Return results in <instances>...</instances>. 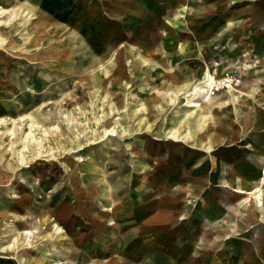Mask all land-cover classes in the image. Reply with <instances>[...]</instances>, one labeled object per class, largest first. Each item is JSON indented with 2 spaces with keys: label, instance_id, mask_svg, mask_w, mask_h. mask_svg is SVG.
Masks as SVG:
<instances>
[{
  "label": "rangeland",
  "instance_id": "rangeland-1",
  "mask_svg": "<svg viewBox=\"0 0 264 264\" xmlns=\"http://www.w3.org/2000/svg\"><path fill=\"white\" fill-rule=\"evenodd\" d=\"M0 8V155L10 147L3 132L14 129L16 144L29 114L38 124L37 140L47 131L45 156L30 161L37 150L30 144L25 166L0 158V198L17 214H0V264H239V256L229 258L240 248L249 254L247 264H264V210L234 191L246 182L239 167L259 170L253 183L264 169L254 155L264 153L254 141L264 133V0H0ZM232 29L236 33L222 43L206 44L215 54L209 61L214 82L229 81L209 99L223 124L208 121L191 140L196 148L147 132L160 126L165 133L198 110L184 104L191 88L204 83L203 63L165 55L173 49L170 37L183 34L188 41L208 32L212 38ZM167 60L170 73L189 83L188 92L169 93L159 66ZM158 90L173 103L162 101L159 114L149 115L145 105L153 108ZM243 95L252 108L249 120L233 114ZM62 114L74 122L67 124ZM108 129L117 135L101 139ZM215 135L220 142L210 141ZM77 144L83 150L62 151ZM206 144L226 148L228 161L244 154L218 174L226 180L233 174L231 184L210 181L216 172L207 165ZM182 156L193 163H175ZM217 217L233 220L240 231L217 237L208 228ZM16 237L13 251H1Z\"/></svg>",
  "mask_w": 264,
  "mask_h": 264
},
{
  "label": "bare ground",
  "instance_id": "bare-ground-1",
  "mask_svg": "<svg viewBox=\"0 0 264 264\" xmlns=\"http://www.w3.org/2000/svg\"><path fill=\"white\" fill-rule=\"evenodd\" d=\"M236 6H238V5H236ZM1 10L2 9L0 8V11ZM203 35H204V33H201V34L198 33V36H203ZM195 39L197 40V38H195ZM171 40H173V39L171 38L169 40L172 43ZM178 41H179L178 44L180 46L177 47L176 50L173 48L174 50L169 53L171 55L170 57L172 59L173 58H181L183 56H188V55H193L192 53H194V52H196L199 55V57H200V55H201V52L199 51L200 48L198 49L197 46H193L192 47L191 45L188 46L186 44L185 45H182L181 42H180L181 40H178ZM153 53H155V52H151L149 56H151ZM202 55H204V53H202ZM204 63L208 64L207 61H204ZM151 66H152V68L155 67L154 65H151ZM161 74L164 75V76L165 75H169L167 69L163 70V72H161ZM180 76L181 75H179L178 73H172L171 75H169L168 78H166V77L162 78L163 79V83H165V84L167 82L170 83V88L169 89H172V90H170L169 93L176 94V92H178V93L184 94V93L188 92V89H190L189 83L185 80V77L184 78H181ZM202 76H203V79H204V83H201V84H203V86H200L201 84H198V85H195L193 88H191L192 91H190V93L187 94L186 101H185V104H184V107L185 108H188V109L197 107L198 108L197 112L192 110L184 118L179 119L176 122H174L171 125V127L169 128V130L166 131L165 133L162 132V128L160 126H157V128L155 130H152V129H149L148 128L147 129V132L148 131H150L151 133L153 132L155 137H160L161 134H162L163 137H165L166 139H170V140L175 141V142L183 143L184 145H190V144H192L191 147L192 148H196L195 147L196 146L195 143L191 142V140L194 139L195 135H197L198 133H201V131L204 129V127H205V125H206V123L208 121L212 120L216 124H221V122L223 121V119L221 117L215 116L213 114L215 108L212 107V106H215V103H210L209 99H210L211 94L214 91L221 89L222 86L225 83L229 84V81H225L226 80L225 79V80H222V82H220V83L218 82L219 84L216 83V82H214L213 76L210 73V70H209L208 67H206L203 70ZM228 87L231 88V85H229ZM169 93L168 92H159V90H158L156 93H154V95H152V99H151V103H153V104L155 103V107L152 106L153 108L150 109V111H148V106L145 105V111L149 113L152 110L154 114L156 112H158V114H159V111L162 110V108H163V105H160L159 106V104H161L162 101H164L166 103H171V104L173 103V99L171 97H169V95H170ZM191 96H195V97L199 98L204 103V105L197 106V104H195L194 101H192V100L189 99V97H191ZM223 104H225V103L223 102L220 105L222 106ZM250 111H251V109L248 108V104L246 103V101L245 100H242V102L240 104L236 105L235 110L233 112H235V114L238 116V118L249 119L250 118L249 117L250 116ZM149 115H150V113H149ZM23 117L24 116L20 117V119H23ZM28 117H29V121H30L29 122V125H28V130L25 133L21 134L22 137L18 141H16V144L15 143H12L13 142L12 140L14 139L13 137L15 136L14 129L11 128V129L3 132V135L6 136V137H8L9 140H10V147H9L8 150H6L7 153H5V152L3 153L2 152L3 154L0 155V158H4V157H7L8 156L18 166H25L28 163L27 162L28 161V158L25 156V151L28 150L30 144H34L37 147V150H35L33 152V155L31 156V160L30 161H33V160H35L38 157L41 158V157L45 156V154H44L45 151L43 150V144L42 143H43V140H45V137L47 136V131H44L43 130V135H42L41 139H38L37 140L35 138V133L34 132L37 131L38 124L34 123V117H33V115L29 114ZM62 118L67 122V124H70V123H73L74 122V119H73V116L72 115L62 114ZM93 119L97 123H99L101 121V118L95 117ZM3 123H4V119H0V125H2ZM55 128L58 129L57 127H55ZM116 135L117 134H116V132L113 129L104 130V132H103V134L101 136V139H104L106 137H115ZM232 135H233L232 136L233 139H235L234 138V136H235V133L234 132H232ZM221 137H222L221 135H219V136H216L215 135V136H213L212 139L210 138V141L211 142H216V141L217 142H220ZM78 138H80V137H78ZM78 138H76V139H78ZM254 138H255L254 141L258 145L257 147H259L260 145H262V147L261 146L260 147H261V149H263L264 148V145H263V143H264V133L262 132V134L260 136L258 135V136H255ZM62 139H63V141H65L66 144L67 143H72L71 140H70V138H69V136H63ZM97 139H99V137L92 138L91 139L93 141L92 143H94L95 140H97ZM202 139H203V137H202ZM87 141H90V140H87ZM17 143H19V145L21 146V149L20 150H15V148H16L15 146L17 145ZM236 143H237V141L234 140V141H232L231 144L232 145L233 144L235 145ZM70 145L75 146L74 143L68 144V146H70ZM234 149H230V150L231 151H234ZM80 150H83V148H82L81 145H78L77 144V147H73V148H70L68 150L63 149L62 151L64 153H71V152H78ZM203 151L205 153L209 154V157H210L209 166L214 167L213 170L216 172V173H214V175H212V178L213 179L220 178V175H218L219 172H223L226 169V167H228V169H229V164L237 158V156H235L232 161H228L226 159V155H227L226 149H220L217 152L216 149L214 148V145H212V144H210V145L209 144L208 145L206 144V146L203 147ZM191 155L193 157H197V154L194 153V152H192ZM241 155L242 156H239L238 159L244 156L243 153ZM184 157H186V156H182L181 159H178V160L175 159V163L177 162L178 164H181L183 162V160H186V158H184ZM80 161H82V160H80ZM185 164H187V163H185ZM250 170L251 169H248V167H245L244 169H241V167H239V169H238V171L236 173H238V177L240 179H246V180H244L246 182L241 187H236L234 189V191L236 193L240 194V195H246V197L243 200V203L246 204L247 202L253 201L255 203V206L256 207H258L260 210H264V193H263V190H264V169H262V171H261L262 177L259 179L258 183H253V179L258 178L257 172L259 170H256V171H250ZM175 176H176V174H175ZM228 176L232 180H227L224 183H229V182L233 181V178L235 177L231 173ZM4 210L8 211V213L10 215H12L13 217H17L16 210L13 209V208L8 207L7 204H5L2 201V199L0 198V214ZM107 211H110V210H107ZM109 215L110 214L107 213L105 216H109ZM94 218H93V220H95ZM52 228L54 229V231H57L60 234L61 233H64V232L61 231V229L59 228V226L56 225V224H54ZM89 232H90V230H89ZM28 233L29 232H26L25 234H23L24 235L23 236L24 244H28L29 243V241H28V239H29ZM17 243H18V239L16 237V238H14L11 241V243L9 242L8 245L5 248H2L1 251H7V250L13 251L14 250L13 248H15V245ZM86 256H89V255H86Z\"/></svg>",
  "mask_w": 264,
  "mask_h": 264
},
{
  "label": "crops",
  "instance_id": "crops-1",
  "mask_svg": "<svg viewBox=\"0 0 264 264\" xmlns=\"http://www.w3.org/2000/svg\"><path fill=\"white\" fill-rule=\"evenodd\" d=\"M233 30V31H232ZM231 30V32H230V34H225L224 33V31H219V32H217V34H214V36H212V38L211 37H209V33L208 32H204V35L203 36H198V34L197 33H193V34H191L190 36L191 37H189V39H188V41L187 40H184V39H181V37H183L184 35L183 34H180L179 35V37H177V36H172V37H170V39L172 38L173 40H171V41H174L175 43L174 44H172V48H174L175 50L177 49V47H179L180 45L178 44V40H181L180 42H181V44L182 45H188V46H197L198 47V49H199V51L201 52V55H200V57H199V55L196 53V52H194V53H192L193 55H188V56H183V57H181V58H173V60L175 59L176 61H187V62H190L189 63V65H191V64H194V62H196L197 60H199V59H201V62L203 63V66H202V68H201V73H200V75L202 76V73H203V70L206 68V67H208L209 68V70H210V67H209V61L211 60V58L213 57V55H215L214 54V51H213V49L212 50H210L207 46H206V44H209V43H215V44H220V43H222L223 42V40L224 39H226V37H228L229 35H234L236 32H234V29H232ZM209 37V39H207ZM195 38H197V40L195 39ZM192 39V40H191ZM206 39H207V41H206ZM217 40L216 42L215 41H213V40ZM201 40V41H200ZM186 43H185V42ZM164 42H166V41H164ZM192 42V43H191ZM171 43V42H170ZM203 44H205L204 46H203ZM175 45H176V47H175ZM174 49H172V51L174 50ZM215 50V49H214ZM171 51H165V55L166 54H169ZM202 53H204V55H202ZM150 55V54H149ZM149 55H147L148 57H149ZM170 55V54H169ZM192 58V59H191ZM197 58V59H196ZM174 60V61H175ZM204 61H207L208 62V64H206V63H204ZM170 62H171V60L169 61V60H167L166 61V65L167 66H163V65H161V64H159V66H161V69H162V71L163 70H165V69H170V66H169V64H170ZM174 63V62H173ZM210 63H212V64H214V62H210ZM188 65V66H189ZM207 65V66H206ZM154 66H156V65H154ZM155 68V67H154ZM186 68H188V67H186ZM168 73H169V75H171L172 73H170V70H168ZM173 73H176L175 71L173 72ZM223 73H224V71H223V69H222V71H221V75H223ZM179 74V73H178ZM169 75H163V77L162 78H164V77H166V78H168L169 77ZM179 75H181V74H179ZM181 78H184V77H182V76H180ZM166 84H168V86L170 85V83L169 82H167ZM170 88V87H169ZM168 88V89H169ZM245 98H241V99H239L237 102H238V104H240L241 102H242V100H245L246 101V103L247 104H249L250 102L248 101L249 99H247L246 98V96H244ZM152 99V98H151ZM237 104V105H238ZM154 107H155V105H153ZM249 106V105H248ZM213 107V106H212ZM235 107H236V105H235ZM152 109V108H151ZM235 110V109H234ZM233 110V111H234ZM251 110H252V108H251ZM215 111L216 110H214V113H215ZM151 113L152 114H154L153 113V111L151 110ZM251 113V112H250ZM157 114H158V112H156L154 115L155 116H157ZM233 114H235V112H233ZM257 114V113H256ZM218 116V115H217ZM235 116L237 117V119H238V116L235 114ZM218 117H220V116H218ZM250 118L249 119H251V116H249ZM222 118V117H221ZM223 119V118H222ZM249 119H243V120H249ZM224 120V119H223ZM221 124H223V121L221 122ZM260 127H264V125H260ZM234 133H236L235 131H233ZM234 138H236L237 139V136H236V134H235V136H234ZM255 139V138H254ZM224 149H226V148H224ZM254 149V151H255V148H253ZM234 151H235V149H234ZM236 151L237 152H239V150H237L236 149ZM235 151V152H236ZM218 152V151H217ZM232 153H233V151H231ZM263 152H264V150H263ZM236 154V156L238 155L237 153H235ZM244 155V154H243ZM254 155H255V160L256 161H264V153L262 154V153H256V152H254ZM192 156V155H191ZM238 157V156H237ZM184 158H186V157H184ZM192 158H194V157H192ZM189 159V160H188ZM185 163H187V164H185ZM188 163H193V161H192V159H190V157H187L186 158V160H183V162L180 164L181 166H183V167H187V165H188ZM198 165H202V164H197V166ZM207 165H209V162L207 163ZM211 167V166H210ZM214 169V168H213ZM257 179L258 178H255V181L257 182ZM254 180V179H253ZM212 183H214V184H216L217 186H221L220 184H222V186L221 187H225V186H227L228 184H231V182H229V183H224V182H226L227 180L225 179V177H220V178H216V179H211L210 180ZM221 181V182H220ZM254 181V182H255ZM255 182V183H256ZM245 183V182H244ZM224 185V186H223ZM243 185V184H242ZM241 185V186H242ZM241 186H237V187H241ZM211 191H213V190H211ZM210 191H208V193H209ZM233 207L231 206V208H230V210L232 211V212H234L233 211V209H232ZM235 213V212H234ZM238 214V213H237ZM218 218V219H217ZM217 218H215L213 221L212 220H210V221H208V228L209 227H212V228H214L215 229V231H216V233H217V231L219 232V233H217L218 234V236L217 237H226V236H228V235H231L234 231L235 232H239L240 230H239V228L234 224V222H233V220H232V222H231V220H227V219H225L224 217H217ZM158 220L159 221H162L163 220V217H157V219H156V221L158 222ZM212 221V222H211ZM220 222H222V223H226L225 225H221L220 227H218V224L220 223ZM244 223H246V221H243ZM229 223V224H228ZM214 224H216V225H214ZM214 225V226H213ZM231 243H233V242H231ZM230 243V244H231ZM235 243V242H234ZM231 245H233V244H231ZM239 245V244H238ZM242 245V244H241ZM236 247H238V246H236ZM232 249H235V250H237L236 248H232ZM237 252V254H233V253H230V260H232V259H234V258H236L237 256H239V264H247L248 263V261H249V259L250 258H248V255L249 254H246V256L244 257L243 256V254L241 253V248L239 249V250H237L236 251ZM244 253V252H243ZM248 253V252H247ZM233 256H235V257H233ZM235 262L236 263H238L237 262V260H235ZM250 262V261H249ZM251 263V262H250Z\"/></svg>",
  "mask_w": 264,
  "mask_h": 264
}]
</instances>
